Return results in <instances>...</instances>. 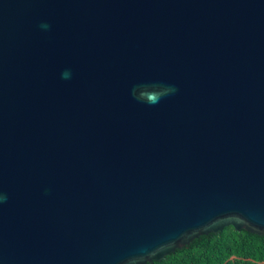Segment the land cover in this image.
<instances>
[{"label": "water", "instance_id": "obj_1", "mask_svg": "<svg viewBox=\"0 0 264 264\" xmlns=\"http://www.w3.org/2000/svg\"><path fill=\"white\" fill-rule=\"evenodd\" d=\"M229 225L264 234V0H0V264H145Z\"/></svg>", "mask_w": 264, "mask_h": 264}, {"label": "trees", "instance_id": "obj_2", "mask_svg": "<svg viewBox=\"0 0 264 264\" xmlns=\"http://www.w3.org/2000/svg\"><path fill=\"white\" fill-rule=\"evenodd\" d=\"M145 264H264V234L236 231L229 225L201 234L187 247L176 248Z\"/></svg>", "mask_w": 264, "mask_h": 264}, {"label": "clouds", "instance_id": "obj_3", "mask_svg": "<svg viewBox=\"0 0 264 264\" xmlns=\"http://www.w3.org/2000/svg\"><path fill=\"white\" fill-rule=\"evenodd\" d=\"M42 28L47 29L48 25L43 24L41 25ZM62 78L68 79L70 78L69 72L62 73ZM155 88L152 92H147L143 89V87H138L133 89V95L139 101L146 102L149 104L158 103L161 98L168 95L169 93L175 91V89L171 86H162V85H154Z\"/></svg>", "mask_w": 264, "mask_h": 264}, {"label": "rangeland", "instance_id": "obj_4", "mask_svg": "<svg viewBox=\"0 0 264 264\" xmlns=\"http://www.w3.org/2000/svg\"><path fill=\"white\" fill-rule=\"evenodd\" d=\"M228 230H230V228H228Z\"/></svg>", "mask_w": 264, "mask_h": 264}]
</instances>
